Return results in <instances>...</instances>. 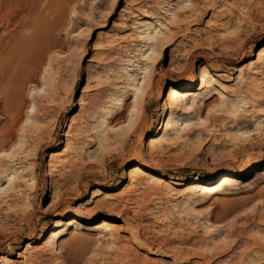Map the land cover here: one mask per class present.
Listing matches in <instances>:
<instances>
[{"label":"rangeland","instance_id":"1","mask_svg":"<svg viewBox=\"0 0 264 264\" xmlns=\"http://www.w3.org/2000/svg\"><path fill=\"white\" fill-rule=\"evenodd\" d=\"M47 1L37 13L49 11L52 25L30 16L36 0H0V259L264 264V62L246 66L264 46V0H57V12ZM146 20L159 38L143 39ZM204 68L219 90L209 101L196 97ZM190 82L180 128L138 159L168 120L169 89ZM138 83L149 86L143 114L125 109ZM53 151L63 158L55 175ZM139 163L144 172L130 184ZM228 170L236 172L229 192L183 191L197 179L217 184ZM61 186L67 193L52 207ZM97 188L104 193L86 204ZM102 218L114 225L99 228ZM58 220L57 254L44 242ZM27 242L44 250L24 253Z\"/></svg>","mask_w":264,"mask_h":264},{"label":"bare ground","instance_id":"2","mask_svg":"<svg viewBox=\"0 0 264 264\" xmlns=\"http://www.w3.org/2000/svg\"><path fill=\"white\" fill-rule=\"evenodd\" d=\"M38 1H41V0H36V2H34V3H32L30 5L29 14H30V16H34L35 17L34 18L35 22L39 23L40 25L41 24H49L50 22H52L51 21V17H53V15L47 14V12H49V11H47L45 13H43L44 11L43 12L40 11V13H37V11H38L37 7H38V3H39ZM50 1H47V2H50ZM57 3H58L57 0H52V2L47 3V4H50L49 5L50 8L53 11L57 12ZM47 4L45 6L48 9L49 6H47ZM53 19H55V18H53ZM52 23L54 24V22H52ZM143 26L147 30L145 33L143 32V35H142L143 39H145V40H148V41L149 40H154L156 38H159V36H161L163 34L162 32H160L158 30H156L155 33H153L151 31L152 27L154 26V23L151 20H146L144 22V24L142 25V27ZM45 30H46V28H45ZM43 33H45V32H43ZM39 35H41L44 40H41V37H39V36H38L39 39H37V40L43 41L41 43V45L46 47V44H47L48 40H51L50 39L51 38L50 33L47 32L44 35H42V34H39ZM52 45H54V44H52ZM263 62H264V46L257 53V60L256 61L250 60V62H248V64H246V66L247 67H254L255 65L258 66L260 64H263ZM259 68L262 69L263 66H259ZM203 71H204L203 74L199 78L200 88L196 92V97L200 98V99H205L206 101H209L213 97L214 94H218L219 90H216V88H214V86L212 85V83H211L212 76H211V72L208 70V68H204ZM129 77L131 78L132 75H129ZM134 81H136V79H134ZM130 85L133 86V88L131 90L134 92V99H133V101H131V102H133V104H131V103L130 104H126L125 109H129L130 111H134V113H136L138 111L137 114H143L144 111H145V107H146V96H147V91H148V87L149 86L148 85H147L148 87L147 86H143L142 84H139V83L136 84V86L132 85V84H130ZM195 88H196L195 87V82H190L186 86H181V85L172 86L169 89V91H168V93L166 95V101H165L166 110H168V112H169L168 115H167L168 116V120H167V118H165L164 123H163V125H162V127L160 129L161 130L160 133H158L156 136H152V137L148 138L146 143H144V144L142 143L143 145L141 146V148L139 149L137 154H135V155H137L138 159L139 158L140 159H144L145 150H147L150 155L154 156L155 149L167 137V135H168L167 132L169 131V129L173 128V129H177L178 130V128H180L178 123H179L180 120L183 119L182 113H184L191 106L190 103L187 102L188 101L187 95H191V91L194 90ZM121 101H123V99ZM176 102H180V103L178 105H176L175 104ZM211 103L212 102L205 103V106L209 107L211 105ZM123 104L125 105V103L121 102L119 105H123ZM137 106H138V109H137ZM136 109H137V111H136ZM112 119H113V121L115 123L114 126H116L117 125L116 123L120 122L121 117H120L119 113L115 112V114L112 116ZM131 128H132V132L130 134L131 135L138 134L141 137V139L143 140V132H139L138 133L137 124H133L131 126ZM10 137H6V140L7 141L11 140ZM67 146H68V142H67ZM62 159L63 158L61 157L59 152L53 151L51 153V161H50L49 167H50V171L52 172V174H54V175L56 174L57 168L59 167L57 165V162H61ZM155 159H156L157 162L161 161V158L158 155L155 156ZM63 165L65 167H67L66 166L67 163H65V162H64ZM0 167H1V165H0ZM144 169H145V167L143 166V164H140V163L139 164H135L132 167H130V169L128 171V175L130 177V184H136L139 181V179L141 177V173L144 172ZM262 173L264 174V170L262 171ZM235 176H236V172L235 171L228 170L226 172L225 176H223L221 181L219 183H217V184H212L210 182L203 183V182H200L197 179V180H194V182L186 184L185 185V189L183 191H184L185 194H192V195H195V197H201L202 195H205V193H209V192H212L214 190H218L219 188L220 189L224 188L226 191L229 192V191H231V190H233L235 188V185H236V181L234 179ZM66 193H67L66 188L64 186H61V188H59L57 190V192L55 193V195H54V198H53V201H52V207H56V206L58 207L61 204V202L64 200V196H65ZM103 193L104 192H103V190L101 188H97L93 192L91 199L89 201H87L86 204L89 203V202L90 203L97 202V199ZM114 197H116V194H114L112 192L108 193V198L109 199L113 200ZM122 200H123V198H122ZM66 207H67L66 209L68 211L71 210V204L70 203H68L66 205ZM104 207L107 210H109V211H111V212H113L115 214H121L122 213L121 205L119 203H106L104 205ZM89 212H90V210H88V209L86 211H84L85 214H87ZM74 222H75V220L73 219L70 222V224L74 223ZM113 225H114L113 221H111L109 218H102V220L100 222V226H98V227L102 228V229L103 228L104 229H108V228L112 227ZM64 230H65V228H64V225L62 224V220H60V221L58 220L57 223H56L55 228L50 232L49 237L44 242V246H47V245H49V244H51L53 242L55 244V248H54L55 252L57 251V254L61 253L62 250H63V247L60 244H58V242H56V241H58V239L64 234ZM86 230H91V228H86ZM40 248H42V247H38L37 248V247H35L33 245V243L27 242V244L25 246V250L23 252L24 253H29V252L30 253H34V252H40V251L44 250V249L42 250ZM22 253H18V255L20 257H24L22 255ZM0 260H1L0 262L3 263V264H12V262L21 264L23 262L21 259L11 260L6 255H2Z\"/></svg>","mask_w":264,"mask_h":264}]
</instances>
